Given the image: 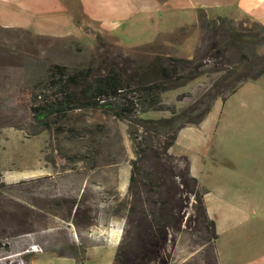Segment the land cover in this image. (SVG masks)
I'll use <instances>...</instances> for the list:
<instances>
[{
    "label": "rangeland",
    "instance_id": "rangeland-1",
    "mask_svg": "<svg viewBox=\"0 0 264 264\" xmlns=\"http://www.w3.org/2000/svg\"><path fill=\"white\" fill-rule=\"evenodd\" d=\"M204 10L209 17L217 14ZM247 19L237 21L242 23ZM197 23L198 16L195 23L183 25L189 26L185 31L180 26L157 36L154 41L132 46H125L112 34L95 30L87 21H84L81 37L40 35L24 28L0 25L1 264L16 257L17 241L24 236L28 235L33 242L47 243V247L55 239H63V233L54 235L58 224L53 215L59 213L67 217L68 206L71 208L78 199V207L90 216L77 225L79 230L88 229L91 218L93 222H105L112 215H118L121 206L129 203L137 208V220L141 218L142 206L156 210L155 204L140 199L139 193L133 194L138 191L145 196L143 187L136 185L133 193L129 192L132 160L138 159V155L127 119L101 109L82 108L66 116L64 125L73 126V132L59 131L57 126L40 130L29 104L17 100L19 91L45 78L53 63L65 64L70 69L93 64L96 73H103L110 67L130 72L135 65L145 63L157 53L203 58L209 53L214 36L195 26ZM248 25L251 26V22ZM258 51H264V42ZM231 52L233 58L238 55L237 50ZM198 86L199 81H196L167 91L163 102L178 111L183 110L198 97ZM170 115L169 110L149 111L144 117ZM163 143L164 136L154 137L152 142H147L146 157L142 161L138 159L142 171L153 172L172 166L173 172L166 175L168 172L163 170L162 178L171 185L174 194L181 195L177 203L181 223L170 229L168 244L156 263L215 264L213 249L204 241L207 233L193 197L181 192L179 185L172 181L185 161H181L182 156H173L172 163L158 164L152 155L151 147L162 149ZM169 152L189 156L192 173L207 190L206 202L217 224L218 243L222 247L228 242L241 246L243 239L235 240L234 235L229 234L233 224L238 223L239 227L253 229V232L264 226V215L258 212L257 206L262 201L264 205V76L247 81L225 101L217 99L202 123L188 124L181 130ZM140 177L141 174H137V178ZM85 178H100L110 184L120 178L127 182V192L119 193L114 184L102 188L99 195L90 188L81 195V182ZM153 178L159 180L157 172L153 173ZM59 222L62 228L67 226ZM250 236L254 242L261 238L258 234ZM137 249L135 246L132 251H124V264L137 262ZM71 253L87 257L81 249ZM7 264L10 263L7 261Z\"/></svg>",
    "mask_w": 264,
    "mask_h": 264
},
{
    "label": "trees",
    "instance_id": "trees-1",
    "mask_svg": "<svg viewBox=\"0 0 264 264\" xmlns=\"http://www.w3.org/2000/svg\"><path fill=\"white\" fill-rule=\"evenodd\" d=\"M251 22V26L248 23ZM198 26L202 31L213 34L209 53L203 58L197 55L183 57L175 55H152L145 63L135 65L130 72L110 67L103 73H96L93 64L70 69L62 63H53L45 78L32 86H26L18 93V101H26L33 119L40 130H51L54 126L59 131H74L73 126H65L66 116L75 109H101L130 122L129 134L136 143L138 159L146 157L147 142L154 137L164 136V143L151 147L152 155L158 164L172 163L173 156L180 157L185 164L178 174L172 177L181 192L193 197L199 209V220L207 233L204 241L213 249L215 264L217 262L216 241L218 233L216 222L208 214L204 196L207 190L192 174L191 161L182 153L173 155L169 149L176 143L180 130L188 124L199 125L212 110L215 101H225L244 83L256 80L264 75V51L258 47L264 42V25L247 19L242 23L237 20L215 14L209 17L206 10L198 11ZM189 26H183L185 31ZM233 50L238 55L233 58ZM199 81L197 98L183 110L166 106L163 94L179 87ZM171 112L170 116L147 118L149 111ZM76 157V155H74ZM88 158L87 155L83 156ZM138 159L132 160L133 170L130 175L129 192L136 185L146 191H134L136 196L149 204H155L156 210L142 206L140 220L136 219L137 208L132 203L121 206L120 213L125 221L123 239L114 258V264H124L122 254L137 247L135 264H157L165 246L168 244L170 229L180 225V210L177 208L181 195L164 182L163 170L173 172V167L162 165L161 170L142 171ZM165 163V162H164ZM167 164V163H166ZM157 172L158 181L153 178ZM143 173V174H142ZM137 174H141L137 178ZM177 179V180H176ZM80 212L81 216H80ZM90 219L86 210L77 207L74 223ZM90 225L93 222L91 218ZM0 246L2 243L0 242ZM7 246V244H5ZM131 249V250H130ZM78 258L80 264H86V257Z\"/></svg>",
    "mask_w": 264,
    "mask_h": 264
},
{
    "label": "crops",
    "instance_id": "crops-1",
    "mask_svg": "<svg viewBox=\"0 0 264 264\" xmlns=\"http://www.w3.org/2000/svg\"><path fill=\"white\" fill-rule=\"evenodd\" d=\"M200 8L235 20L247 17L264 24V0H0V25L24 28L40 35L81 37L84 21H87L95 30L112 34L120 43L132 46L154 41L161 34L195 23ZM114 184L119 193L126 194L127 182L120 178L111 184L100 178H85L81 182L80 193L82 195L90 188L92 193L99 195L102 188ZM206 193L204 201L212 218ZM79 201L72 206L70 204L71 208L68 206L67 217L59 213L53 215L58 224L54 228V235L63 233V239L57 238L47 247V243L33 242L28 235L24 236L17 241L19 249L15 253L16 257L12 254L13 258L6 259L5 264L7 261L10 264H80L75 253H71L76 249L86 252V264H114L124 235V218L112 215L105 222H94L88 229L79 230L74 223ZM262 202H258L257 206L258 212L264 215ZM59 221L67 226L63 229ZM229 229V234H233L235 240H243L241 246H232L228 242L222 247L218 243V234V264H264V226L253 232V229L246 230L235 223ZM256 230L258 233H255ZM256 234L261 235V238L254 242L250 235Z\"/></svg>",
    "mask_w": 264,
    "mask_h": 264
}]
</instances>
